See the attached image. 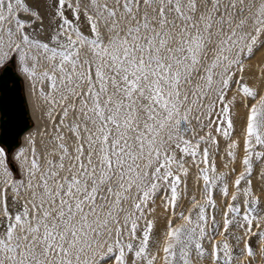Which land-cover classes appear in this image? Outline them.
Instances as JSON below:
<instances>
[{
    "label": "snow or ice",
    "instance_id": "obj_1",
    "mask_svg": "<svg viewBox=\"0 0 264 264\" xmlns=\"http://www.w3.org/2000/svg\"><path fill=\"white\" fill-rule=\"evenodd\" d=\"M261 49L264 0H0V69L27 77L48 138L0 147V264L264 258V70L245 77Z\"/></svg>",
    "mask_w": 264,
    "mask_h": 264
},
{
    "label": "water",
    "instance_id": "obj_2",
    "mask_svg": "<svg viewBox=\"0 0 264 264\" xmlns=\"http://www.w3.org/2000/svg\"><path fill=\"white\" fill-rule=\"evenodd\" d=\"M31 125L23 79L8 66L0 73V144L12 153Z\"/></svg>",
    "mask_w": 264,
    "mask_h": 264
},
{
    "label": "rangeland",
    "instance_id": "obj_3",
    "mask_svg": "<svg viewBox=\"0 0 264 264\" xmlns=\"http://www.w3.org/2000/svg\"><path fill=\"white\" fill-rule=\"evenodd\" d=\"M249 63L252 65V69L251 72H249L248 69H246L245 71V77H249L250 75L259 77L261 74V71L264 70V49H261L260 51L254 52V56L253 58L249 61ZM2 69H0V73H1ZM250 84L252 83H260V80H249L248 81ZM239 119H237L236 121V130L234 133V138L241 140V144H242V136H241V130L244 124V120L243 117L245 115L244 110L243 109H239ZM1 147H3L0 144ZM225 148H226V142L221 141V145H220V155L216 156V162L218 165L219 170L221 171H228V169L223 168V165L221 163V161H228L227 156L225 155ZM237 151V162L235 164V167L237 168V171L242 170V166L240 164V159L243 157V150L242 147L239 149H236ZM261 167H264V161H254V171H253V175H252V181H253V188L254 190L259 194L260 192V186L262 183H264V181H261L259 172ZM200 186H202V181L200 182ZM188 198H190L191 196H196L197 199L199 200L201 197V191H200V187L197 186L196 184V178H195V169H192V171L189 174V178H188ZM217 201L218 203L219 201V196L217 195ZM203 202V201H201ZM187 207H189L188 204V199L187 198H182L179 202H178V208L177 211H181L186 209ZM168 217V213L165 212L164 208L161 206V202L159 201V199L157 200V208H156V213H155V218L157 221V231H163L165 223H166V218ZM217 218L219 219V214L217 216ZM219 239H222V237H219ZM252 245L253 248L258 252L259 251V247L260 244L258 242V238L253 236L252 237ZM234 243V242H233ZM243 245H241L240 247H242ZM207 264V262H206ZM252 264H264V258H261L259 255H257L256 259L252 262Z\"/></svg>",
    "mask_w": 264,
    "mask_h": 264
},
{
    "label": "bare ground",
    "instance_id": "obj_4",
    "mask_svg": "<svg viewBox=\"0 0 264 264\" xmlns=\"http://www.w3.org/2000/svg\"><path fill=\"white\" fill-rule=\"evenodd\" d=\"M19 75L21 76L24 82L27 106L30 112L32 125L22 135L20 144L13 150V152H16L20 149L29 148V137H35L38 148L41 146L42 141H46L48 139L46 136L42 135L45 130V127L47 126V118L44 114L43 102L36 95L32 94L29 91V83L27 77H25L21 73H19Z\"/></svg>",
    "mask_w": 264,
    "mask_h": 264
}]
</instances>
